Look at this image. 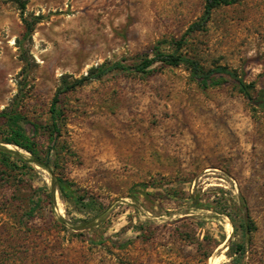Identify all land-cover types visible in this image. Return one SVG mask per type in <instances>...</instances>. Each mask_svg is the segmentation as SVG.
Instances as JSON below:
<instances>
[{"label": "rangeland", "instance_id": "obj_1", "mask_svg": "<svg viewBox=\"0 0 264 264\" xmlns=\"http://www.w3.org/2000/svg\"><path fill=\"white\" fill-rule=\"evenodd\" d=\"M204 7L28 0L26 17L43 19L22 42L26 77L21 13L14 0H0V112L18 97L46 152L63 76L79 79L180 39ZM184 53L205 70H236L256 97L264 90V0L215 10ZM222 79L204 88L185 66L164 67L110 74L62 95L52 169L30 164L17 187L0 168V264H264V113ZM57 178L84 200L64 198Z\"/></svg>", "mask_w": 264, "mask_h": 264}, {"label": "trees", "instance_id": "obj_2", "mask_svg": "<svg viewBox=\"0 0 264 264\" xmlns=\"http://www.w3.org/2000/svg\"><path fill=\"white\" fill-rule=\"evenodd\" d=\"M238 1L205 0L203 15L188 28L187 32L180 39L159 41L147 53L137 55L131 59H122L112 64H103L79 79L63 76L61 85L49 110V131L54 136L53 144L44 153L38 149L35 138L36 128L31 127L28 130L29 122L27 117L19 110L17 97L7 109L0 112V168L7 174V181L15 184L17 187L21 186L25 183V177L31 176L32 168L30 164L40 166L47 170L52 169V166H54L52 151L55 149L56 138L60 137L62 133L66 117L65 111L61 106L60 97L88 83L100 81L110 74L134 73L141 76H151L164 67L185 66L190 71L192 78L204 88L221 85L223 82L222 77L227 76L237 83L240 93L264 113V90H260L256 97H252L251 93L255 91V85L247 84L236 70H231L223 66H219L213 70H205L196 59L184 53L188 45V37L205 31L215 10L221 7L235 5ZM14 2L18 5L25 29L23 38L16 42L21 49V61L25 63L21 74L24 75L27 73L26 77H28L29 59L22 50V42L32 37L36 26L41 23L43 18L42 16L33 15L26 17L28 0H14ZM217 76H219V79ZM20 91L21 93L23 92L21 86ZM2 145L12 146L25 151L30 154L31 158L26 160L18 152L8 150ZM54 185L57 186V189L64 198L73 201L75 204H79L84 200V198L78 196L74 185L68 180L57 178ZM50 197L52 198L53 194H50ZM40 201V198H38V202ZM246 228L250 229L249 226Z\"/></svg>", "mask_w": 264, "mask_h": 264}, {"label": "bare ground", "instance_id": "obj_3", "mask_svg": "<svg viewBox=\"0 0 264 264\" xmlns=\"http://www.w3.org/2000/svg\"><path fill=\"white\" fill-rule=\"evenodd\" d=\"M231 227V226H230ZM230 230V229H229Z\"/></svg>", "mask_w": 264, "mask_h": 264}]
</instances>
